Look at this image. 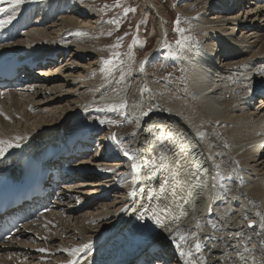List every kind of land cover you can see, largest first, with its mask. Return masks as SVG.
<instances>
[{
    "label": "bare ground",
    "instance_id": "1",
    "mask_svg": "<svg viewBox=\"0 0 264 264\" xmlns=\"http://www.w3.org/2000/svg\"><path fill=\"white\" fill-rule=\"evenodd\" d=\"M30 1L41 2V7L50 0H25L16 7L15 13L23 12ZM56 1L66 5L70 0ZM189 1L182 16L205 37L178 54L182 65L180 75L173 69L163 70L167 75L171 73V77L157 76L154 75L157 69H150L149 63L158 45L163 46L168 30L171 32L163 17L157 16L161 13L153 0L150 10L157 18L159 30L155 44L141 57L138 68L119 84L114 82L123 76L125 69L113 73L109 90L102 89L108 85L101 81L104 73L97 74L98 70L93 69L95 63H103L104 55L96 44L99 46L100 42L97 35L105 31L93 19L98 17L100 22L103 18L91 8L83 10L88 5L74 2L71 5L77 8L75 11L69 12L64 6L42 12L46 20L44 28L35 25L10 48H25L35 53L49 49L57 51L60 57L57 70L38 75L43 82L37 89L13 95L8 103L0 101V140L20 145L31 137L27 144L33 146L38 141H53L61 133L69 134L68 138L79 135L82 139L95 140V132L103 127L101 121L106 118L93 117L87 121L83 120L87 119L85 114L100 112L110 105L124 103L126 107L120 109L124 114L117 125L107 123L111 132L107 153L100 154L98 149L90 159L82 161L79 171L85 177L68 186L79 200L86 202L96 195L101 198V189L111 190L114 193L110 201L75 212L71 207L77 202L67 194L66 201L71 206L62 204L64 212L55 209L46 214L44 223L47 224L36 225L39 239L21 246L13 244L11 259L4 254L0 264H69L89 251L84 249L72 255L73 249L89 242L91 249L96 245L99 248L139 218L146 206L145 226L154 221L153 209L173 207L170 190L173 181L169 173L160 171L150 175L146 164L158 154L159 141L167 142L168 132L179 134L173 140L185 138L180 143L186 144L189 159L196 160L197 152L202 159L197 161L207 173L200 171L198 178L192 180L193 184L203 183L194 189L186 203L183 210L186 214L154 236L160 237L163 245L169 242L167 247L171 246L160 255L167 257L170 264H264V229L260 227L264 224V104L262 99L257 106L250 107L247 102L250 87L247 84L257 81L258 69L264 75V6L252 0L246 8V0ZM235 1L240 4L233 8ZM192 8L198 12H191ZM3 9H9L12 14L9 4ZM56 16L60 18L55 20ZM84 56L88 59L92 56L95 61L83 63L80 58L87 60ZM253 66L257 68L256 74L250 70ZM92 72L95 77H91ZM175 76L182 78L179 83L173 80ZM99 81L105 85L93 90L96 86L91 88L92 85H98ZM110 109L108 113L120 114L119 110ZM105 134L96 139L97 148ZM113 135L119 144L111 139ZM133 163L139 169H133ZM166 179L169 180L167 190L161 192L160 185ZM177 192L178 196L184 195L181 189ZM253 221L255 226L249 227ZM177 232L185 239L181 240ZM197 240L201 243L199 251L195 247Z\"/></svg>",
    "mask_w": 264,
    "mask_h": 264
},
{
    "label": "rangeland",
    "instance_id": "2",
    "mask_svg": "<svg viewBox=\"0 0 264 264\" xmlns=\"http://www.w3.org/2000/svg\"><path fill=\"white\" fill-rule=\"evenodd\" d=\"M70 1L71 2L73 1V3L75 2L77 5H80V4L88 5L87 7L83 8V10H87L86 8H88V9L91 8V9L95 10L98 13V15H101L103 18L100 20V22L97 21L98 17L96 19H93L95 21V24L102 25L104 27L103 29H105L104 32L99 33L97 35V39L100 42H99V46L96 44L97 48L99 47L98 49H101L102 54L104 55L103 56L104 57L103 63H99L98 65H97V63H95L93 65V69L95 71H97V70L99 71V72L97 71V74L98 73H101V74L104 73L102 75L103 80H101V81L104 82L105 84L108 83L109 86L106 84V87H104L102 89L109 90L111 88L110 82H109L110 76L113 75V73H116V71H118L120 68H124L127 73L124 71L123 76L121 78H119L120 80L118 79L114 82V84L115 83L119 84V82H121L123 79L128 77V75H130L133 71L136 70V68H138L137 64H139V60L141 59V57H143L145 52L152 49L154 44H155V40H156V37L158 35L159 30H158L157 18L154 16V14H152V12L150 10V7H152V4H151L152 0L151 1H149V0H70ZM153 2L157 5L158 10L161 13V16L165 20L167 27H169L171 29V32H170V30H168V32H169L168 39H166L163 46H161L160 50L155 54L156 56L153 57V59L149 63V64H151L150 69L151 70L157 69L155 72L156 74L154 73V75H157V76H159V75L165 76L166 73H163V70L169 71V70H173V69H175V70L177 69L176 71H173V72H176L177 75H180V73L182 74V70L180 68V66H182V65L180 64V62L177 59L178 54H180L182 52V50H184L189 45L194 44V42H196V43L199 42V40L203 39L205 37V35L198 28L192 27L191 24H193V23H191V21H189V19L186 20V18L182 16V14L184 12H186V7L190 5L189 0H153ZM117 5H119V6H117ZM246 6H248V4L245 5V8H246ZM254 6L255 5H253V7ZM127 9H134V11H126ZM190 11L194 12V13L198 12V10L196 8H192V9H190ZM247 11H250V9L246 10L245 12H247ZM214 12L215 11H213V13ZM58 14H59V12H58ZM71 14H73V13H71ZM245 15H246V13H245ZM207 16H209V15H207ZM59 18L60 17H58V18L56 17V19H59ZM91 18H93V16ZM177 19H179V21H180L178 26L176 24ZM113 20L118 21V23H112ZM60 22H62V21H60ZM44 26H42L40 29L44 28ZM177 27H179L180 29H183V31H177ZM60 29H61V27H60ZM196 39H197V41H196ZM177 41H179L180 43H177ZM183 41L186 43H184ZM187 41H188V44H187ZM200 41H203V40H200ZM214 41L216 42L217 40H214ZM117 53H119L118 58L116 56ZM66 55L64 56V58H66ZM84 57L87 60H84V58H80L83 63L84 62L85 63H90V62L93 63L95 61V58L92 56H90L89 59L86 56H84ZM107 60H112V64L106 65L104 63V61H107ZM120 61H123V63H120ZM130 66H132V67H130ZM58 67H60V65ZM178 67L180 68V70ZM109 68L111 69V71L107 70ZM129 68H130V70H129ZM56 70H57V68H56ZM94 72L91 73V77L96 76V74ZM166 76L171 77V73L169 75L166 74ZM176 77L177 76L173 77L174 78L173 80L176 82L179 80L178 81V83H179L182 78L176 79ZM101 81H99L100 83L98 85H92L91 88L96 86V88H93V90H95V89H98L97 86L103 87L105 84L102 83ZM111 85H112V83H111ZM257 104H259V103H257ZM110 106L109 107L106 106L105 108H102L101 111L104 110L102 112L101 111L96 112L97 115H95L96 114L95 111H93L94 113L92 111H90V113L87 112L85 114L87 119H83V118L82 119L90 121V119L93 117H98V118L104 117V118H106V119H104V121L105 120L106 121H114V119H116L115 121L119 120L122 117V115L124 114L123 113L124 110L122 111L119 108H117V110L120 111L121 115L120 114L114 115L115 111H113V112L111 111V113H108V112H110L109 110H111ZM82 112H83V110H82ZM99 113H100V115H99ZM107 113L109 116L106 115ZM95 121H97V120H95ZM93 123H94V121H93ZM105 124H107V123L102 124V126H103L102 128L106 129L105 133L108 134L107 131H109L108 130L109 127H108V124L107 125H105ZM115 125H117V123L114 124L113 126H115ZM99 129H101V128H99ZM110 133L111 132L109 131V134H108L109 137H110ZM112 134H113V132H112ZM96 135L97 134H95L94 136H96ZM100 135H102V134H100ZM106 145L107 146L110 145V140H107V141L102 143V146L104 148ZM106 152L107 151L104 149L103 153H106ZM109 179H111L110 181L113 182L112 178L107 177V180H109ZM86 181L87 180H85V182ZM97 205H99V204H97Z\"/></svg>",
    "mask_w": 264,
    "mask_h": 264
},
{
    "label": "snow or ice",
    "instance_id": "3",
    "mask_svg": "<svg viewBox=\"0 0 264 264\" xmlns=\"http://www.w3.org/2000/svg\"><path fill=\"white\" fill-rule=\"evenodd\" d=\"M5 0H0V4L4 3ZM9 5L11 7L12 14L7 17V19H0V28H3L6 24H9L12 22V20L15 18V10L16 7L25 3V0H8ZM119 6V5H117ZM0 11H5V9L0 8ZM126 11H134V9H127ZM112 23H118V21L113 20ZM180 21L177 19L176 24L179 25ZM177 31H183V29H180L177 27ZM177 43H180L177 41ZM116 56H119V53L116 54ZM106 65H111L112 60L104 61ZM120 63H123V61H120ZM108 71H111V69H107ZM113 110H116L117 108L123 109L126 107V104L122 103L120 105H111L110 106ZM101 123H112L115 124L117 121H101ZM174 135L179 134H173L172 132L166 133V137L169 139L167 142L165 139H161L159 141V151L156 156L151 157L146 161V164L148 166L150 175H154L156 172L160 171H167L169 173L170 178L173 181V186L171 187V194L173 199L179 198L180 203L175 204V211L173 210V207L171 205H166L163 208L157 207L152 210L153 215L152 218L155 220V223L159 225L160 227H164L166 221L171 220L173 222L180 219V217L184 216L186 213L183 211V203L188 202L192 196L194 189L197 187L202 186V181H199L197 184H193L192 180L198 178V174L200 171H203L205 174L207 173V169L203 168V165L194 159H189V153L187 150H181L179 152H176L174 150L175 147V141L171 139ZM19 139V138H18ZM113 141H115L117 144L120 143L119 140H117L116 136L113 135L111 137ZM180 139H185L183 136H180ZM11 147H20L19 144H13L9 141H3L0 140V156H3L5 152L7 151V148ZM169 153L171 156H169ZM126 156L129 155L128 151H125L124 153ZM139 165L136 163L132 164L133 169H139ZM218 167V166H217ZM184 175L183 179H179L181 175ZM169 184V180H164V182L160 185V191L165 192L167 190V186ZM180 188L184 195H179L177 192V188ZM134 194V193H131ZM211 211V210H210ZM255 222H250L249 227H254ZM260 227L264 229V224H261ZM177 236H180L181 240H184L185 237L181 235L179 232L176 233ZM193 236H196L197 233H192ZM91 242L88 244H84L80 246L79 249H73L70 254L75 255L77 252L83 251L84 249L91 250ZM177 247H180L177 245ZM195 247L197 251L201 249V243L199 240L195 242ZM249 249L245 248V251H248ZM41 251H44V249H41ZM65 251H69L65 249ZM183 249H181V255H184ZM188 255H191V253H187ZM240 259H244L243 255H241ZM69 264H75L74 261H70Z\"/></svg>",
    "mask_w": 264,
    "mask_h": 264
}]
</instances>
